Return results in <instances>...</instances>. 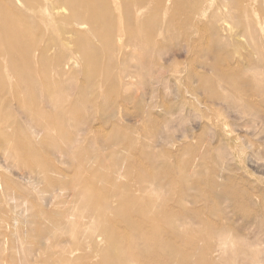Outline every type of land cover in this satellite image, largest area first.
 <instances>
[{"label": "rangeland", "instance_id": "1", "mask_svg": "<svg viewBox=\"0 0 264 264\" xmlns=\"http://www.w3.org/2000/svg\"><path fill=\"white\" fill-rule=\"evenodd\" d=\"M157 1L172 29L154 35L156 52L126 44L133 29L110 34L112 47L93 34L90 47L60 44L51 30L24 48L46 60L0 101V264H264V0ZM74 136L69 157L50 148ZM93 200L107 205L98 220Z\"/></svg>", "mask_w": 264, "mask_h": 264}, {"label": "bare ground", "instance_id": "2", "mask_svg": "<svg viewBox=\"0 0 264 264\" xmlns=\"http://www.w3.org/2000/svg\"><path fill=\"white\" fill-rule=\"evenodd\" d=\"M230 1H232L231 3L235 1L240 3L239 0ZM185 14L197 19L198 25L201 24L202 19L199 17L197 11L190 14L186 11ZM227 16H231V14L230 11L225 10V12L215 17V21L217 24H222ZM227 20L229 21L230 18H227ZM205 22L203 21V27L206 25ZM244 24L246 25V23ZM168 25L162 23L159 2L157 0H0V101L3 92H6V90L16 91L21 84L27 85V78L30 76H33L35 79L38 78L39 62L45 61L46 56L41 55L33 58L24 49L29 50L33 47L35 44L34 33L36 32L44 33L53 30L59 36L58 42L60 44L70 42L69 37L74 36L73 41L76 45L85 44L88 47L92 45L89 34H93L99 40L105 42L107 46L112 47L115 44L108 37L110 34L119 30L125 32L133 29L141 34V37L128 38L125 40V43L131 44L138 50L149 45L152 46L150 47L152 51L156 52L158 49L153 45L155 40L154 35L159 30L170 32L172 27ZM83 54L85 55L84 57L91 59L87 52L83 51ZM128 61L129 57L125 56L124 63L121 65L127 66V69H124L126 74L121 71V74L123 73L127 77L128 75H133L135 71L132 68L133 66H131L132 64L129 63L130 65H127L126 62ZM247 78V76L240 77L244 82H247ZM37 91L48 93L50 90L38 88ZM54 94L55 96L47 101L49 106L55 108L59 107L60 104L63 105L65 92H55ZM2 103L3 105H9L5 101H2ZM16 106L18 107L19 104L17 103ZM22 109H24V112L29 117L35 120V125L39 127L45 125L46 119L40 116L41 111L32 112L29 106H22ZM2 122L3 118L0 116V124ZM49 138L52 139V135ZM64 140L66 143L65 148L58 149L55 146H50V148L55 149L53 151L62 156L67 155L69 157L73 152L75 153L76 147L73 145L76 144L77 137H64ZM5 142L10 152L9 155L12 158L16 159L22 156V150L12 144L14 141L10 143L9 136H6ZM73 147H75L74 151ZM1 156L5 162V154ZM74 156L76 157V155ZM84 204L90 206L89 214L95 220H98L104 210L107 209V205L104 202L97 200H93L90 203L86 201ZM13 221L16 222V217H13ZM219 233L223 235L224 230L220 229ZM144 255L78 254L71 261H73V264H94L95 262L96 264H119L126 259L137 262ZM164 255H166L167 259H171L173 255L187 256V254ZM59 256L62 257L61 254ZM144 262L147 263L146 261Z\"/></svg>", "mask_w": 264, "mask_h": 264}]
</instances>
